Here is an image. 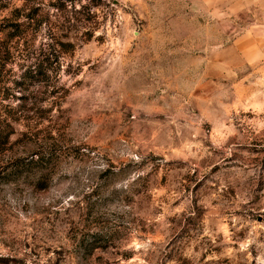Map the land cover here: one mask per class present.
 I'll return each mask as SVG.
<instances>
[{
  "label": "rangeland",
  "instance_id": "1",
  "mask_svg": "<svg viewBox=\"0 0 264 264\" xmlns=\"http://www.w3.org/2000/svg\"><path fill=\"white\" fill-rule=\"evenodd\" d=\"M0 121V264H264V0H0Z\"/></svg>",
  "mask_w": 264,
  "mask_h": 264
},
{
  "label": "trees",
  "instance_id": "2",
  "mask_svg": "<svg viewBox=\"0 0 264 264\" xmlns=\"http://www.w3.org/2000/svg\"><path fill=\"white\" fill-rule=\"evenodd\" d=\"M34 18L35 16H30L28 17L27 21L34 20ZM24 23L26 24V22ZM43 23L44 21L40 20L38 21L37 26H41ZM21 25H24V24L22 23ZM21 25H18V26H21ZM10 135H11V132L6 131V129L2 126L1 121H0V153L2 152L6 144L9 142Z\"/></svg>",
  "mask_w": 264,
  "mask_h": 264
}]
</instances>
